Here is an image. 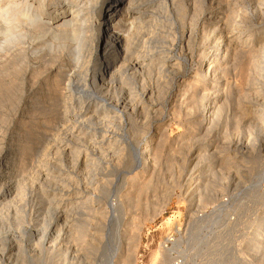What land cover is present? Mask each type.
<instances>
[{"label":"bare ground","instance_id":"6f19581e","mask_svg":"<svg viewBox=\"0 0 264 264\" xmlns=\"http://www.w3.org/2000/svg\"><path fill=\"white\" fill-rule=\"evenodd\" d=\"M204 1L205 7L203 2L191 1L192 13L188 20L189 27L181 29L183 45H180L178 53L177 51L169 52V48L167 49L174 42L175 32H171L169 27L173 26V15L171 16L172 13L170 14L169 10L171 8L165 0H144L143 2L142 0H0V264H42L51 260L55 264H135L133 260H135L134 255L139 244L142 225H136L133 229V211H131L133 193L138 194L144 184H148L150 178L147 177L152 174L149 176V173L153 172L156 165L160 164L164 158L167 159L168 155L164 149V140L167 137L166 127L157 125L147 129L140 128L133 139L126 134L123 135L124 133L120 135L122 132L119 134L115 128L118 125L113 126L126 121V112L129 110L128 104L124 101L126 98L119 97L121 90H124L123 86L132 91H127L128 94H125L131 95L133 86L140 82L142 86H139L144 88L143 91L142 88L140 89L142 95L147 96L153 92L145 88L146 81L153 73H157L160 77L169 71L166 68L179 70L181 58L183 62L191 61L195 58L194 56L204 60L205 64H200L203 66L202 70L197 71L198 68H196L191 72L189 81L182 80L183 96L181 97L183 98L172 101L173 112L189 117L187 119H193L195 116L202 119L205 112L208 114L206 119L203 118L205 121L203 127L195 126L196 128L190 131L196 141L207 142L204 148L193 149L192 159H198L197 162H199L201 157L213 156L216 150L218 151L217 148L220 147L218 144L220 140H223L221 136L227 138L225 134H221V131L224 132L222 126L225 125L226 114L223 116L225 106L223 107L220 102L221 97H218L220 92L222 91L223 95H226L225 99H228L236 89L238 90L234 86H228L229 88L224 87L226 89L223 91L221 82L216 78L217 75L226 72V64L230 60L239 59L240 61V58H247L250 62L246 67L242 64L239 71L241 77L244 78L247 69L250 73L260 71V74L256 75L259 74V79L264 78V71L260 69V62L256 59L264 55V10L262 12V9H259V7L264 9L262 6L264 0H252L254 5L257 3L253 7L254 11L260 13V20L255 23L247 22L246 19H249V16L246 12H249L239 7L238 0ZM247 1L250 4L251 0ZM241 12L245 19L240 23L236 21V18ZM181 13L183 9L179 12ZM175 14L177 15V12ZM223 16L226 19L222 22ZM230 18L231 21H227ZM181 19L179 23L184 22L183 17ZM180 26L183 27V25ZM196 27L198 32L194 33ZM196 37H199V43H196ZM67 62H72L71 66L75 68V72L72 71L73 74L72 72L67 74L66 67L69 64ZM250 73L248 76L253 77ZM27 74L32 82L29 88L25 89ZM197 77L202 81L208 77L209 81L202 85L194 84L192 79ZM258 78V83L255 84L262 85L254 84L255 86H251L252 88L248 90H253L251 94L254 102L261 100L254 105L263 107L264 82ZM249 80L252 79L249 78ZM167 83L164 81L162 86H158L164 89ZM212 89L215 92H211ZM189 91L192 92L191 96L186 94ZM244 94L247 98L251 95L250 92ZM244 94L240 93L243 96ZM205 97L209 98L206 105L203 103ZM224 101L222 100V103ZM131 107L135 110V107ZM92 108H99L104 115H109L102 118L104 127L99 126L96 120L94 122L96 116L93 117L91 114L87 116ZM260 110L262 112L263 108ZM140 111L143 112V109ZM254 111L258 112L256 109ZM262 113L258 114L259 118L262 117ZM261 119L264 120V118ZM189 127L188 125V129ZM85 137L88 139L86 143L93 150L97 149L96 154L100 153L99 156L89 158V154L92 156L89 152L81 156L77 147L72 151L74 161L69 162L72 164V169L68 167L71 164L65 166L66 163L64 164L61 156L72 157L69 155L71 139L82 142ZM142 139L145 140L140 145ZM82 162L86 165V173L81 168L83 174L85 173L86 182L85 186H82L84 189L93 186L94 188L92 187L90 191L92 196H97L102 185L114 181L107 180L109 175L111 177L115 175L117 182H120V194L116 195L118 198L106 197L108 198L106 206L100 208L103 212H100L98 205L92 207L93 197L90 198V202L87 197H83L87 199L85 202H82L81 198L82 203L68 205L67 199L70 200L68 197L76 193L73 185L75 177L72 175L77 165ZM120 168H123L125 176L121 175ZM137 168L139 169L134 171ZM81 169H79L80 172ZM194 169L192 166L187 179L184 178L186 192L187 190L192 192L194 188L195 192L202 190L197 187L201 181L196 182L193 179L197 175ZM143 174L146 178L139 182L138 177L140 175L144 177ZM47 184L48 188L51 187L54 191L57 190V186L59 187L60 190L56 191L59 197H55L56 192H54L53 198L56 199L51 196L52 201L50 199L49 204H45L48 209L43 208L46 213H43L44 215L41 213L40 217L35 213L41 209H39V203L29 206V200L26 202V199L27 195L31 196L29 193H32L34 189L46 187ZM77 184L79 185V181ZM116 191L119 192L118 189ZM170 196L164 199L163 207L169 202ZM200 196L202 195L197 196L199 199H194L201 201ZM45 197L41 196L42 199ZM191 204L194 202L191 201ZM82 210H88L87 213L92 212L93 215L81 219L79 215ZM161 211L160 208L153 217ZM127 212L131 214V217L124 218ZM261 213L263 214L258 213L255 217L256 230H253L246 245L247 251L250 250L255 254L264 252V210ZM186 228H188L187 225ZM196 236L194 234L190 238L196 240L193 243L194 247L191 248L197 250L201 239ZM168 238L166 239L172 241L170 237ZM180 241L177 239L175 243H172L173 246H177L175 249L180 247ZM161 249L160 243L159 264L164 260L165 251L173 248ZM43 250L53 256L49 258L45 256L42 259L40 256ZM182 251L184 252L183 249ZM69 258L70 261H68ZM180 260L174 258L172 261L173 264H181L182 259Z\"/></svg>","mask_w":264,"mask_h":264},{"label":"rangeland","instance_id":"374dc122","mask_svg":"<svg viewBox=\"0 0 264 264\" xmlns=\"http://www.w3.org/2000/svg\"><path fill=\"white\" fill-rule=\"evenodd\" d=\"M143 1L144 0H142V2ZM165 1L169 5V8L172 9V10L171 9H169V10L171 11L170 14L172 13L171 16L173 15L172 17L174 18V19L172 18V21H173L172 25L174 27L171 25L169 27H170L171 32L172 31L175 32L174 42H173V44L171 43L173 46L170 45L169 47H167V49L169 48V50H170L169 52H176L177 51L179 53L180 52L179 48H181V46L183 45L181 43L182 39L180 36L181 29L184 27L185 28L189 27L188 26V24H189L188 20L190 18L191 13H192V9L190 6V3L192 0H176V1L170 0L172 2H170L169 0H165ZM194 1L197 3L203 2V7L206 6V3L204 0H194ZM176 2H180L183 7L181 6L180 3H179L180 5H179ZM238 3H239L240 8L249 12V13H247L245 11L246 15L249 16L248 17L249 19H246V20H248L247 22L255 23L256 21L260 20V17H259L260 13L258 11H254L255 8L253 9V7L256 6L257 3L254 5L252 0L250 1V4L248 3L247 0H238ZM173 4H174V6H171ZM248 5H250V6H248ZM262 6L264 7V5H262ZM177 7H179V8H177ZM260 8L262 9V12H263L264 9L262 7H259V9ZM175 9H176V11H175ZM178 9H181V10H178ZM182 9H183V13H181L182 14L181 15V14H179V12L180 11L182 12ZM184 11H186V12H184ZM175 12H177V15L179 14V16H177L175 14ZM242 12H243V10H242ZM242 12H241V14L237 15L238 17L235 16V17H237L236 21H239L240 23H241V20L243 22V20L245 19L242 15ZM180 15H181V17H180ZM182 17H183L184 22H181ZM175 18H176V20H175ZM222 18L224 19V20L222 19V22L225 21V19H226L225 16H223ZM179 20H181L180 21L181 23H179ZM227 21H231V18L228 19ZM174 22H176V23H174ZM180 25H183V27H181ZM168 31H169V28H168ZM243 31L245 32V30H243ZM197 32H198V30L196 27L194 33H197ZM198 38L199 37L195 38L198 40V41L196 40V43H199ZM217 49H218V47H217ZM170 54H168V55H170ZM194 57L195 58L191 59V61H188V62H183V58H181V60H180L181 65H180L179 70L177 69L175 71L171 68H169V69L166 68V70H169L170 72L166 71V73L162 74L161 76L163 79L160 78L161 76L159 77V75L157 73H153V75L150 76L151 79L149 78V80L146 81V87L145 88H147L149 91L154 92V93L150 92L147 95L148 97L142 95V91L144 88L141 87L142 85L140 82L138 85L133 86V88H134L133 93L134 94L132 93L131 95L130 94L127 95L128 94L127 91H129L130 89L129 90L125 89V88H127L125 86H123L124 90H121V92H123L124 95L121 92L119 93V97L126 98L124 101H125V103L128 104L127 108H129V110L126 112V114H127L126 118L130 120L129 121L125 118L127 122L123 121L120 124H117L115 122L116 124L113 127L118 125V127H115V128L118 130L119 134L122 132L120 135H122L124 133L123 135L126 134L128 137L133 139V136L136 134L137 131L140 130V128L143 129V127H146V129H147L148 127H156V125H157L159 127H162V126L164 128L166 127V137H167L166 140H164L165 141V143H164L165 144L164 145L165 146L164 147L165 153H167V155H168L167 159L164 158L162 160V162H160V164L156 165V167H155L156 169H153V172L151 171L149 173V176L151 173L152 174L150 177H147V178H150V180L148 181V184L147 183H146L147 185L144 184L143 188L138 192V194L136 192L133 193V198H132L133 201L131 202V203H133V206L131 208V211H133V229L136 225H139V224L142 225L141 230H140L139 244L136 247L137 251H136V254L134 255L135 260H133V261L135 264H157V263L159 264L158 259L160 257V254L158 253V250H159L160 243H161V248H162L161 250H163V247L165 249L166 248L168 249L170 247L175 249V247H177L175 245L172 247V245L169 242H166L167 241L166 238L171 237V238L175 239L176 241H177V239H178V241L181 240L180 241L181 245L178 249L181 250V253L183 252L182 251V249H183L184 250L183 254L186 252L184 255H186L188 261H190V262L193 261L191 263H195V264H227V263L228 264L229 263L230 264L231 263L232 264L233 263L234 264H247V263L248 264H264L263 263L264 262V258H263L264 252L262 251L260 253L258 252V254L257 253L255 254L250 250L247 251L248 248L246 246L248 243L247 241H248L249 237H251L250 235H252V233L256 230V222L255 221L257 219L255 217L258 215V213L260 215H262L263 213H261V211L263 212V210H264V196H263L264 195V134H263L264 133V130H263L264 129L263 128L264 127V120L261 119V118H264V106L262 105L263 107H261V106L258 107L257 105H254L256 103V101L254 102L252 100V98L254 99V97H252L253 95L251 94L253 90H251V89L248 90V88H252L255 85L256 86L262 85V84L261 85L255 84V83H258L257 78L259 77L260 71L258 72L256 70V72L250 73V71H248L246 69L245 73L247 74V71H248V74L247 75L244 74V78L241 77V72H239L240 68L242 67V64H245L244 67L248 66L250 59L248 60L247 58H240L241 59L240 61H239V59L234 60V61L230 60V62H228L226 64V67H227L226 68L227 70H225L226 72H223V73H220V75H217L216 78L219 82H221V84H222L221 89H223V91H225V89L229 88L230 86L231 87L234 86L235 89L238 88V90L241 89L242 91L243 90L244 91L242 92V91H238L236 89L234 92L235 94L233 93L232 95H230L228 97V99L227 98L225 99L226 95L224 96L222 91L220 92L221 96L219 94L218 97L219 98L221 97L220 102H221V104H223V107L225 106L224 111H223V114H224L223 116H225V114H226V116L224 117L226 122H225V125L222 126V130L224 132L221 131V134L222 135L225 134V136H227L228 139L223 138L221 136V138L223 140H220V143L218 144V146H220L217 148L218 151L216 150V152H215V154H213V156L201 157L200 161L197 162L198 159H192L194 157L193 149L195 147L196 148H204L207 145V142L196 141L192 137L191 132L196 127H203L204 126L205 121H203L204 120L203 118L206 119L208 117V114H207V112H205V114L202 115V119H201V117L199 119L198 116H195L193 118L196 121L195 122L192 118H190L192 120V121H190V119H187L189 117H187L183 114H180V115L178 113L176 114L172 110V101L175 99L177 100V98L178 99L183 98V97H181V96H183V92H182L183 87L181 86L182 80L184 79V81H189L190 80L189 77L192 75L191 72L196 68H198L197 71L202 70L203 66H201V65L205 64L204 60L199 59L196 56H194ZM256 59H258L260 62V63L258 62L259 67H261L260 69L262 71H264V55L263 56L260 55L259 57H256ZM71 63L72 62H67V64H68L66 67V70L68 71L67 74H70L72 71L75 72V68L73 66H71ZM69 66H71V67H69ZM223 67H224V64H223ZM73 72L71 74H73ZM167 73H169V74H167ZM239 73H240V76H239ZM249 73H250V75H253V77L248 76ZM254 73H255V75H254ZM257 73H259L258 76L256 75ZM200 74H202V73L200 72ZM155 75H158L157 76L158 78ZM245 76L248 78H246ZM255 76H257V77H255ZM165 77H166V79H165ZM27 78H28L27 83L25 85L23 84L24 88L26 87L25 89H28L30 86L29 84H31V82H32L29 78V74H27ZM239 78L242 80H240ZM249 78L252 79L253 81L249 80ZM192 80L194 81V84L196 83V84L202 85V84L208 83L209 78L207 77V79L205 81H202L201 78H199V77H197V79H192ZM259 80H261V81L263 80L262 82H264V78L263 79L261 78ZM33 81H34V79H33ZM164 81H167L168 83H167V86L163 89V88H161V86H162L161 84H163ZM35 82H37V80ZM35 82H33V83H35ZM238 82H240V83H238ZM245 83H249L248 85H250V86L248 87V85H246ZM139 85H141V86H139ZM158 85H161V86H158ZM224 87H226V88H224ZM210 91L215 92L214 89H212ZM129 92H132V91H129ZM249 92L251 95H249L248 96L249 98H247V96L244 93H249ZM125 93H127V94H125ZM191 93H192L191 91L186 92V94H188L189 96L192 95ZM240 93L241 94L243 93L245 98L243 95H240ZM216 94H213V95H216ZM134 96H135V98H134ZM128 98H130V99L128 100ZM144 98H146V99H144ZM208 99H207V97H205V99L203 101L204 105H206L205 103H207ZM222 100L223 101L225 100L226 104H225V101H224V103H222ZM251 100H252V102H251ZM258 100H259V97H258ZM145 101L148 103H146ZM260 101L261 100H259V102H257L256 104L260 103ZM130 103H131V105H129ZM151 104L154 106H152ZM252 104H253V106H252ZM131 106H133V108L135 107L134 108L135 110H132ZM141 108L143 109L144 114L142 111H140V110H142ZM262 108H263V111H262L263 113L260 110ZM249 109L250 110L252 109V110L249 111ZM255 109L258 112L254 111ZM145 111H147V112H145ZM246 111H247V113H246ZM253 112H256V113L253 114ZM261 113H262V117L259 118L258 114L261 115ZM90 114L93 115V117L96 116L95 117L96 119H94V122L97 121L96 123L99 124V126H102V124H103L102 118H104L105 116L108 115V114L104 115V113L99 108H95V109L92 108L91 111L87 114V116H90ZM128 114H129V116H128ZM97 115L99 118L101 117L100 118L101 120L98 119ZM226 118H227V120H226ZM191 123H193V124H191ZM188 125L190 127L192 126L191 128L189 127L190 130L188 129ZM93 127L96 128L97 126H93ZM102 127H104V125ZM118 128H120V130ZM221 134H219V135H221ZM229 136H231V137H229ZM86 137H85V139H83L82 142L81 141L79 142V140L77 141L76 139H75L76 141L74 139H71V141H70V145H71L70 149L71 150H69V155H71L72 157H69L67 155L61 156L62 157L61 159L64 160V164L66 163L65 166L70 165L74 161L75 158L73 157L72 151H74V149L77 147H79V148H77V150H79L81 152V154H82L81 156H83V154L91 153L92 156H90V154H89V158L90 157L95 158L98 154H100V153H98L99 151H97L98 154H96L97 149L93 150V148L90 147V145L86 143L88 140ZM144 140L145 139L141 140L140 145L144 142ZM74 142H77V143H74ZM248 143H250V144H248ZM76 144H78V146ZM87 145H88V148H87ZM247 146H249V147L246 149ZM89 147H90V150H89ZM221 147H223V148H221ZM85 148H87L88 150ZM231 148H232V150H230ZM242 151H243V153H241ZM202 153L204 154V152H202ZM227 153H228V155H227ZM81 159H83V157H81ZM187 160H189V161L187 162ZM69 162H71V163H69ZM83 164H84L83 162L78 164L79 166L77 165V167H76L77 169L74 170L75 173L72 175L73 177H75V180L73 181V185H74V189H75L76 193H74L73 195L68 197V198H70V200L67 199L68 205L69 204H75L76 202L82 203V202H85V200H87V199H89L88 202H90V200H91L90 198L93 197V202H91L92 207H94V206L96 207L98 205L99 210H101L100 212H103L102 211L103 209H100V208L101 207L103 208L106 206V203L108 201V198H106V197L109 196V198H111V199L118 198V196L116 197V195L120 194V186H119L120 182L119 181L117 182L115 175H112V177H111V175H109L107 177V180L112 181L111 179H113L115 181V182L113 181L114 184L117 182L116 183L117 185L116 184L114 185L113 182L108 183V184H104L105 186L102 185L99 188V191H98L99 195L97 194V196H92V193L90 191H92L91 188L93 186H91V188H89V189L88 188L84 189V187L82 186V185L85 186V183H86L85 179H84L85 173H86V165L85 164L83 165ZM196 164H197V167H195ZM192 166L195 168L194 171L198 175V176L195 175V178H193V179L196 182L201 181L199 186H197V187H199V189H202V190H199V192H195V188L192 190V192L190 190H187L188 192H186L187 187L185 185L184 180L187 179L188 172H190V170L192 169ZM68 167L71 168L72 164H71V166H68ZM78 168L79 169L82 168L85 171V173L83 174L82 169H81L82 171L80 172V170ZM120 169H121L120 172H122L121 175L125 176L126 174L125 173L123 174V168H120ZM138 169L139 168L134 169V171H137ZM205 173H206V176H205ZM180 176L181 177L183 176V177L181 178ZM145 178H146L145 175H144V177L142 175H140L138 177L139 182H140V180L142 181ZM180 178L182 179L183 184L181 183ZM77 180L79 181V185L77 184L78 183ZM82 182H84V183H82ZM172 184H173V186H172ZM203 184H204V186H203ZM103 186H104V189H103ZM71 188H72V186H71ZM39 189H34V191H37V192L33 191L32 192L33 194L29 193V191L27 190V193H29L31 196L27 195L26 202L29 200V203H30V204L28 203L29 206H31L33 203H39V209L41 208L40 210L41 211L43 210L44 212L43 211L41 212L38 209L39 211H35V213H37L36 215L42 216L43 213L44 214L46 213L45 210L48 209L47 205L49 204L50 199L52 201L53 196H55L54 192H56V191L58 192L60 189L57 186V190L54 191L51 189V187L48 188V184L46 185V187L43 186L42 188H39ZM43 189H44V192H42ZM80 189H82V190H80ZM109 189H111V190H109ZM115 189L116 190L118 189L119 192L116 191ZM38 190L43 194L39 193ZM108 191L112 192V193L110 192L111 195L114 192L115 196L114 195L111 196ZM200 191H202V192L200 193ZM57 192H56L55 197L58 198L59 194H57ZM181 192H183V193L181 194ZM190 192L193 194H191ZM116 193H118V194H116ZM194 193H195V195H194ZM34 194L35 195L37 194V196H35ZM197 194L202 195V196H200V200L202 198L201 201L198 200L199 197H197L198 196ZM168 195H171L170 196L171 198H170L169 202L163 207L162 205L164 203V199H166V197ZM261 195H262L263 199L260 198ZM32 196H33V198H32ZM41 196H42V198H44L45 196L47 198L45 197V199H42ZM51 196H52V198H51ZM55 197L53 199H56ZM73 197H75V198H73ZM83 197H85V198L87 197V199H85V198L83 199ZM194 198H198V199H194ZM48 199H49V201H48ZM80 199L82 200V202ZM193 199L195 201H198V202H195ZM38 200H40V201H38ZM43 200H46V201H43ZM191 201L194 202V204L190 205ZM71 202H73V203H71ZM88 202H86V203L89 204ZM45 204H47V205H45ZM43 208H45V210ZM160 208L162 209V211L159 212V214L157 213L158 215L153 217V215ZM187 209H188V211H187ZM87 211L88 210H86V211L82 210L81 215H79V217L81 219L89 217L92 214V212H90L91 214H89V213H87ZM127 213H128L127 215L123 216L124 218L125 217L126 218L131 217V214L129 212H127ZM110 214H111V212H110ZM110 214H109V217H110ZM28 215L30 216V213H28ZM29 216H27V219H29ZM24 222L26 223L27 221H24ZM186 225L188 228H186ZM190 227H192L194 229H192ZM214 227H215V229H214ZM194 230L196 233L194 232ZM228 232H230V233H228ZM184 233H186V234H184ZM193 233L195 234V236L198 234V236H196V237L201 239L200 242L202 244L201 243L199 244V246H198L199 250L197 248L198 251L196 249L191 248V247H194L193 243L196 242V240H192L190 238V237L194 236ZM180 235H181L182 239L180 238ZM183 236H186L187 240H184L186 238L185 237L183 238ZM196 237H194V238H196ZM205 237H206V239H205ZM165 252H166V254H165L164 260L162 261L161 264H167V262H168L169 256H167V255L169 254L170 251L166 250ZM163 253H164V251H163ZM187 253H188V255H187ZM201 253H203V254H201ZM254 255H255V257H254ZM50 256H53V255L50 254L49 252L43 250L40 257L43 259L44 257L49 258ZM136 258H137V260H136ZM68 261H70V258ZM28 264H30V263H28ZM42 264H55V263L52 262V260H51L47 263H42Z\"/></svg>","mask_w":264,"mask_h":264},{"label":"built area","instance_id":"2783aa9c","mask_svg":"<svg viewBox=\"0 0 264 264\" xmlns=\"http://www.w3.org/2000/svg\"><path fill=\"white\" fill-rule=\"evenodd\" d=\"M171 238V237H170ZM169 239V238H168ZM172 239V241H169V240H167L166 242H169L171 245H172V243L174 242V239L173 238H171ZM167 247V246H166ZM172 247H173V245H172ZM171 248V247H170ZM167 249V248H166ZM169 249V248H168ZM169 254H168V256H169V259H168V262H167V264H173V261L172 260H174V258H178V260L179 261H181L180 259H182V263L181 264H195V263H191V262H193V261H188V259H187V257L183 254V252L182 253H180V250H178V249H169ZM178 255H180V256H178ZM183 261H184V263H183ZM175 262V261H174ZM180 263V262H179ZM175 264H177V263H175Z\"/></svg>","mask_w":264,"mask_h":264}]
</instances>
